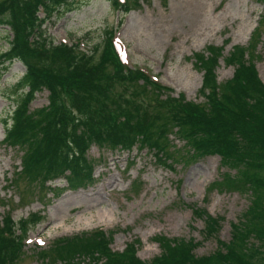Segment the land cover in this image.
<instances>
[{
	"label": "trees",
	"instance_id": "obj_1",
	"mask_svg": "<svg viewBox=\"0 0 264 264\" xmlns=\"http://www.w3.org/2000/svg\"><path fill=\"white\" fill-rule=\"evenodd\" d=\"M109 1L124 14L141 6L139 0ZM259 1L264 6V0ZM69 4V0H0V26L10 27L13 34L10 48L0 53V66L18 60L26 69L17 84L25 93L11 117L13 124L5 121L3 144L24 150L22 169L8 185L28 180L34 188L54 191L45 184L64 177L70 190L86 189L95 182L94 164L87 154L97 145L148 150L157 163L171 169L219 156L228 171L209 191L251 190L256 201L243 222L231 224V240H218L219 248L209 255H196L202 243L195 240L158 235L154 241L162 252L147 262L137 255L140 240L129 243L123 252H113L115 233L98 229L37 248L41 263L264 264V83L253 62L258 55L249 50L264 43V15L248 47L236 46L229 56L216 46L194 54L195 66L204 74L200 90L204 101L197 103L183 94L173 96L172 88L127 66L112 31L90 52L80 49L79 43L55 45L43 25ZM40 8L44 18L39 16ZM221 59L234 69L232 78L224 82H219L217 74ZM45 91L49 104L31 110L37 94ZM193 211L197 218H205L206 237L216 238L224 218L200 208ZM0 217V264H17L27 229L44 217L32 214L14 221L9 212Z\"/></svg>",
	"mask_w": 264,
	"mask_h": 264
},
{
	"label": "rangeland",
	"instance_id": "obj_2",
	"mask_svg": "<svg viewBox=\"0 0 264 264\" xmlns=\"http://www.w3.org/2000/svg\"><path fill=\"white\" fill-rule=\"evenodd\" d=\"M69 2L43 26L45 35L55 45H72L81 40L80 49L90 52L102 44L108 30L112 31L128 66L140 68L161 85L172 88L173 96L183 94L197 103L204 101L200 94L204 74L195 66L194 54L216 46L223 47L224 56H229L236 46L248 47L264 15L259 0H139L141 6L126 15L108 0ZM39 16L43 17V13ZM12 38L10 27L0 26V53L10 48ZM263 44L258 42L249 50L258 55L253 62L264 82ZM5 66H0V210L11 213L14 221L35 212L45 215L43 223L27 229L25 247L17 264H42L35 252L38 241L47 248L56 239L98 228L107 232L119 229L110 246L113 252H122L127 244L140 240L138 256L147 262L162 252L159 243L154 242L157 235L201 241L196 254L208 255L217 249L218 239H231V224L243 222V215L256 201L251 190L209 191L210 185L221 181L228 171L219 156L186 167L177 164L171 169L157 163L148 150L120 151L97 145L90 148L87 156L94 164L96 180L88 189L65 191L64 179L53 184L55 193L43 186L34 188L28 180L9 186L22 169L24 150L8 147L2 141L5 121L25 93L17 84L26 69L18 60ZM233 73V67L221 59L217 70L219 82L232 78ZM47 104L45 91L37 95L31 110ZM176 144L182 145L177 140ZM187 205H196L215 217H225L216 238L204 239V219H195ZM16 234L20 236L21 232L18 230Z\"/></svg>",
	"mask_w": 264,
	"mask_h": 264
}]
</instances>
